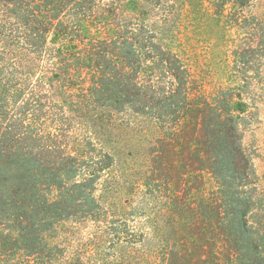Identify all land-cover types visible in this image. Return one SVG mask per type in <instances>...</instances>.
Returning <instances> with one entry per match:
<instances>
[{"label":"rangeland","instance_id":"obj_1","mask_svg":"<svg viewBox=\"0 0 264 264\" xmlns=\"http://www.w3.org/2000/svg\"><path fill=\"white\" fill-rule=\"evenodd\" d=\"M244 1L241 5L229 1L220 8L213 0H97L94 14L82 24L80 35L92 38L105 36L104 17L119 31L142 29L146 38L169 52L165 65L178 66L179 60L187 70L192 105L188 121L176 128L185 87L162 67L154 73L145 70L143 77H158L163 94L174 96L168 114L154 118L92 108L70 116L77 120L87 115L91 123L84 126L74 120L66 131L70 144L91 139L94 157L103 156L105 163L113 164L103 172L97 195L120 231L127 223L129 240L137 249L125 240L121 245L102 243L94 224L67 225L64 233L85 256V264L102 255H108L111 264L115 255L119 262L114 264H237L221 226L212 142L222 131L240 141L238 170L247 178L257 205H264V0ZM28 29L0 8V40L10 37L26 62L24 73L41 79L51 61L46 56L44 62L31 65L34 50L17 44ZM74 74L64 83L69 92L52 94L53 101L64 97L71 101L73 94L78 100L83 79ZM225 99L247 108L233 112L234 119L223 125L217 114L226 115ZM206 103L212 107L206 108Z\"/></svg>","mask_w":264,"mask_h":264},{"label":"trees","instance_id":"obj_2","mask_svg":"<svg viewBox=\"0 0 264 264\" xmlns=\"http://www.w3.org/2000/svg\"><path fill=\"white\" fill-rule=\"evenodd\" d=\"M96 1L0 0L7 18L26 29L30 25L17 44L34 50L31 65L44 62L46 56L51 61L50 71L35 79L24 73L26 62L16 53L20 48L15 49L10 37L0 40V264H85V256L64 233L65 226L84 222L100 228L102 243L121 245L125 240L134 247L127 223L120 231L97 195L103 172L113 164L105 163L103 156L94 157L89 150L91 139L70 144L66 131L75 120L70 116L79 110L92 112V108L154 118L168 114L174 96L163 94L158 77L152 81L143 77L145 70L154 73L164 67L185 87L176 128L189 119L187 70L179 66V60L178 66L165 65L169 52L146 38L142 29L119 31L104 17V37L80 35ZM213 1L220 8L229 1L245 3ZM50 44L58 47L51 50ZM74 73L83 79L78 100L73 94L71 101L65 97L53 101L57 92H69L64 83ZM224 103L226 115L217 114L223 125L234 119L233 112L247 108L242 102L225 99ZM211 107L206 103V108ZM75 121L91 124L87 115ZM232 130L236 132V126ZM216 138L212 172L221 193L222 230L237 264H264V205H257L247 178L238 170L242 144L223 131ZM106 257L94 258L90 264H111ZM114 259L113 264L119 262L117 255Z\"/></svg>","mask_w":264,"mask_h":264}]
</instances>
